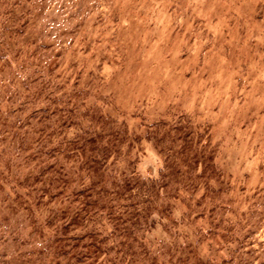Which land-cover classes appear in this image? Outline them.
Returning a JSON list of instances; mask_svg holds the SVG:
<instances>
[{"label": "rangeland", "instance_id": "374dc122", "mask_svg": "<svg viewBox=\"0 0 264 264\" xmlns=\"http://www.w3.org/2000/svg\"><path fill=\"white\" fill-rule=\"evenodd\" d=\"M0 264H264V0H0Z\"/></svg>", "mask_w": 264, "mask_h": 264}, {"label": "trees", "instance_id": "16d2710c", "mask_svg": "<svg viewBox=\"0 0 264 264\" xmlns=\"http://www.w3.org/2000/svg\"><path fill=\"white\" fill-rule=\"evenodd\" d=\"M163 175V174H162Z\"/></svg>", "mask_w": 264, "mask_h": 264}]
</instances>
